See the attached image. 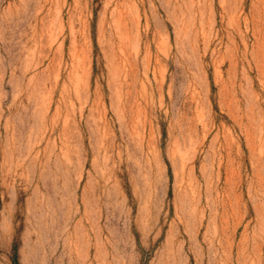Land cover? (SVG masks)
I'll list each match as a JSON object with an SVG mask.
<instances>
[{"label": "rangeland", "instance_id": "374dc122", "mask_svg": "<svg viewBox=\"0 0 264 264\" xmlns=\"http://www.w3.org/2000/svg\"><path fill=\"white\" fill-rule=\"evenodd\" d=\"M0 264H264V0H0Z\"/></svg>", "mask_w": 264, "mask_h": 264}, {"label": "trees", "instance_id": "16d2710c", "mask_svg": "<svg viewBox=\"0 0 264 264\" xmlns=\"http://www.w3.org/2000/svg\"><path fill=\"white\" fill-rule=\"evenodd\" d=\"M15 254H17V251L15 250Z\"/></svg>", "mask_w": 264, "mask_h": 264}]
</instances>
